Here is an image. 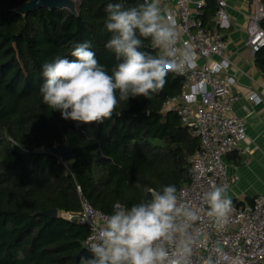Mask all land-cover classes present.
<instances>
[{"label": "trees", "instance_id": "1", "mask_svg": "<svg viewBox=\"0 0 264 264\" xmlns=\"http://www.w3.org/2000/svg\"><path fill=\"white\" fill-rule=\"evenodd\" d=\"M29 1L0 0V264H79L80 257H91L84 246L90 229L60 213L78 212L81 197L111 214L116 203L131 207L148 198L145 188L174 184L179 191L191 182L201 138L165 109L185 87L171 71L160 92L120 101L102 123L64 120L43 104L42 65L57 56L74 59L75 44L91 42L109 74L119 63L105 47L111 33L104 9L116 0H79L75 13L48 7L19 12ZM142 2L125 0L129 6ZM216 5L208 0L203 7L207 28ZM143 50L156 54L148 40ZM256 64L264 74V47ZM68 145L76 158L64 163L52 150ZM53 209L54 219L45 215Z\"/></svg>", "mask_w": 264, "mask_h": 264}, {"label": "clouds", "instance_id": "2", "mask_svg": "<svg viewBox=\"0 0 264 264\" xmlns=\"http://www.w3.org/2000/svg\"><path fill=\"white\" fill-rule=\"evenodd\" d=\"M160 4L161 0L130 6L125 0L108 3L105 28L111 36L105 47L119 63L109 74L91 42L75 44L74 59L57 56L42 65L43 104L59 111L64 120L102 123L113 116L120 101L150 97L164 88L170 71L191 68L196 54L190 45H180L176 21ZM146 40L156 54L143 50ZM144 191L148 198L131 207L114 205L87 244L91 257H80L79 264H189L191 229L199 214L181 201L174 184ZM225 191L214 186L202 196L207 217L218 225L226 224L232 211Z\"/></svg>", "mask_w": 264, "mask_h": 264}, {"label": "built area", "instance_id": "3", "mask_svg": "<svg viewBox=\"0 0 264 264\" xmlns=\"http://www.w3.org/2000/svg\"><path fill=\"white\" fill-rule=\"evenodd\" d=\"M216 3L211 28H206L200 19L204 1L195 6L190 0H161L160 4L162 12H170L176 21L180 45H190L196 54L191 68L174 72L185 80L182 93L165 103L166 110L177 112L182 124L201 138L200 148L191 158V182L178 191L181 201L200 216L191 229L194 244L189 264H264V195L252 203L232 204L228 221L223 225L207 217V205L202 199L203 193L214 186L226 191L231 188L225 157L248 136L246 120L232 115L240 96L234 90L236 76L227 72L231 63L226 58L227 41L221 31L229 21V1L216 0ZM263 20L264 1L254 0L248 21V45L255 53L264 47ZM248 99L262 101L255 92ZM242 152L249 156L252 149L247 146ZM78 190L81 192L79 186ZM107 215L110 214L94 208L84 197L78 212L60 213L69 221L88 226L86 248Z\"/></svg>", "mask_w": 264, "mask_h": 264}, {"label": "crops", "instance_id": "4", "mask_svg": "<svg viewBox=\"0 0 264 264\" xmlns=\"http://www.w3.org/2000/svg\"><path fill=\"white\" fill-rule=\"evenodd\" d=\"M199 1L208 3V0H190L192 6ZM228 1L229 21L221 31L227 41L226 58L231 63L227 72L236 76L234 90L240 96L232 115L246 120L248 136L239 148L225 157L232 178V186L225 195L232 204L243 205L264 195V74L256 64V53L248 45V21L254 0ZM253 92L258 93L262 101H250L248 96ZM247 146L252 149L249 156L242 152Z\"/></svg>", "mask_w": 264, "mask_h": 264}, {"label": "water", "instance_id": "5", "mask_svg": "<svg viewBox=\"0 0 264 264\" xmlns=\"http://www.w3.org/2000/svg\"><path fill=\"white\" fill-rule=\"evenodd\" d=\"M40 7L69 8L73 13H75L77 9V3L74 0H30L19 9V12L28 13L29 11ZM52 151L54 154L59 156L64 163L71 162L76 158L75 152L71 145L61 148H54ZM45 215L52 219L57 218L58 210H49L45 213Z\"/></svg>", "mask_w": 264, "mask_h": 264}, {"label": "rangeland", "instance_id": "6", "mask_svg": "<svg viewBox=\"0 0 264 264\" xmlns=\"http://www.w3.org/2000/svg\"><path fill=\"white\" fill-rule=\"evenodd\" d=\"M76 3H77V5H78V3H79V0H74Z\"/></svg>", "mask_w": 264, "mask_h": 264}]
</instances>
